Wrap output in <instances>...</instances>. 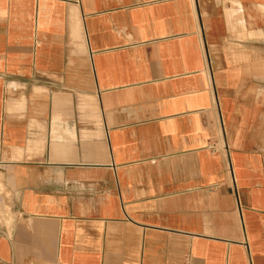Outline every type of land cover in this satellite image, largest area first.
<instances>
[{"label":"crops","instance_id":"crops-1","mask_svg":"<svg viewBox=\"0 0 264 264\" xmlns=\"http://www.w3.org/2000/svg\"><path fill=\"white\" fill-rule=\"evenodd\" d=\"M0 264H264V0H0Z\"/></svg>","mask_w":264,"mask_h":264}]
</instances>
